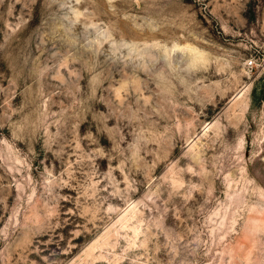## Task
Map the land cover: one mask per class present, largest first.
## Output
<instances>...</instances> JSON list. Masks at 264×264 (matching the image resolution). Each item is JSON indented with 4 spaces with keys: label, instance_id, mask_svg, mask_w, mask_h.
<instances>
[{
    "label": "rangeland",
    "instance_id": "374dc122",
    "mask_svg": "<svg viewBox=\"0 0 264 264\" xmlns=\"http://www.w3.org/2000/svg\"><path fill=\"white\" fill-rule=\"evenodd\" d=\"M0 264H264V0H0Z\"/></svg>",
    "mask_w": 264,
    "mask_h": 264
},
{
    "label": "built area",
    "instance_id": "2783aa9c",
    "mask_svg": "<svg viewBox=\"0 0 264 264\" xmlns=\"http://www.w3.org/2000/svg\"><path fill=\"white\" fill-rule=\"evenodd\" d=\"M252 62H253V60L250 61V63H252Z\"/></svg>",
    "mask_w": 264,
    "mask_h": 264
}]
</instances>
